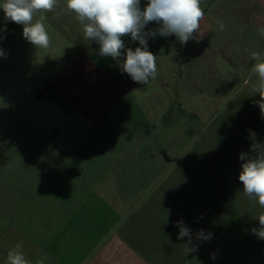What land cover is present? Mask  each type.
I'll return each instance as SVG.
<instances>
[{
    "label": "rangeland",
    "instance_id": "374dc122",
    "mask_svg": "<svg viewBox=\"0 0 264 264\" xmlns=\"http://www.w3.org/2000/svg\"><path fill=\"white\" fill-rule=\"evenodd\" d=\"M256 1L258 21L264 20V0ZM146 3L141 0L142 9ZM51 12L60 20L61 33L55 23L46 28L50 48H35L25 40L22 25L12 38H0L6 53L0 57L3 237L15 236L14 230L36 235L31 231L48 213H70L90 194H108L120 170L111 167L128 154L138 165L129 168L128 176L144 182L138 198L121 203L124 215L107 237L114 232L121 237L125 227L130 241H145L136 250L150 264H264V240L251 231L260 227L257 217L264 209L243 194L239 181V155L253 154L254 142L264 153V116L255 103L260 96L243 84L252 75V58L236 57L241 64L234 70L220 60L217 68H196L194 74L203 76L206 85L197 87L188 75L174 72L171 62L179 57L172 53L170 36L149 38L150 51L157 52L154 43L163 50L155 77L160 80L124 93L132 102L156 88L167 96L173 117L149 120L136 103L108 109L110 100L122 95L109 78L115 61L110 64L109 57L99 55L98 44L84 39L65 0ZM158 27L150 22L145 30ZM128 40L139 45L130 36ZM161 81L165 87L158 85ZM112 126L131 133V140L115 143ZM158 159L167 165L150 170L151 161ZM178 221L190 229L197 251H186L188 237L177 239ZM200 230L211 233V239L198 240ZM133 263L140 264L129 260Z\"/></svg>",
    "mask_w": 264,
    "mask_h": 264
},
{
    "label": "crops",
    "instance_id": "0c3cea01",
    "mask_svg": "<svg viewBox=\"0 0 264 264\" xmlns=\"http://www.w3.org/2000/svg\"><path fill=\"white\" fill-rule=\"evenodd\" d=\"M201 7L204 10V18L200 22V34H194V39L188 41L186 45H181L174 35L170 36L172 53L174 57H179L177 62H171L174 72L180 76L188 75V80L197 87H204L205 82L203 83V76L194 74L196 68L204 69L211 66L217 68L215 65L220 60L224 63L223 66H230L231 70H234L241 64L236 57H251L253 51L264 52V36L260 35L264 31V20L258 21L259 5L256 0H202ZM54 14L55 12L45 14V27L48 28L50 24L55 23L57 32L61 33L60 20L54 17ZM37 15L40 16V13ZM217 21L225 24L224 30H220ZM14 25L16 28L13 27ZM18 27V24L6 21L3 10L0 9V38L5 40L12 38L19 30ZM128 38L129 36L122 37L126 48L134 50L139 46L134 47V44L128 42ZM154 44L156 46L154 50L157 52L148 50L157 56L158 60L164 54L161 47L159 48L157 43ZM109 59H111L110 64L115 61L110 57ZM113 66H109L108 71L111 85L122 95H116L110 100L108 108L110 111L119 103L122 109L128 108L132 99L125 97L124 93H128L132 87L136 90H144L150 87L149 83L160 80V78L156 80L150 78L147 84H138L121 71L116 61ZM160 84L162 87L166 85L162 81L158 83ZM165 96L159 88H156L147 97H143V100L136 101L133 98L132 103H136L140 112L149 120L159 121L161 116H164L165 120H170L174 108L168 112L170 100ZM110 130L112 132L110 138L116 139L115 143L122 138L127 142L131 140L132 134L125 129L117 130L112 126ZM142 138H145L144 135ZM142 138L140 140H143ZM132 144L134 149H137L135 140ZM161 156L159 155L160 158ZM123 157L127 159L122 158L116 162L115 167H111L120 170L114 175V186L109 188L108 194L107 191L90 194L88 196L90 200L79 203L70 213H48L44 223H41L35 231H31L36 235L14 230L15 236L3 237L0 232V248H4L3 254H0V264H5L7 253L21 241L22 251L32 264H41V261L43 264H129V260L150 264V261L136 250L145 247V241H130L126 238L127 229L123 231L125 227L121 228V237L117 232L107 237V234L112 232L114 224L124 215L121 203L138 198L144 182L140 176L137 178L128 176L129 168L138 167L132 165L135 156L131 158L127 154ZM166 165L167 160H152L149 168L157 171Z\"/></svg>",
    "mask_w": 264,
    "mask_h": 264
},
{
    "label": "clouds",
    "instance_id": "9594fccd",
    "mask_svg": "<svg viewBox=\"0 0 264 264\" xmlns=\"http://www.w3.org/2000/svg\"><path fill=\"white\" fill-rule=\"evenodd\" d=\"M65 3L66 9L75 14V19L81 25L84 39L99 45V55L115 60L123 73L142 85L157 75V56L148 50V39L157 35H174L181 45H186L194 39V34H200V22L204 18L202 0H147L143 9L141 0H65ZM58 4L59 0H0V9L6 21L23 26L25 40L35 48L48 49L51 38L44 24L45 14L53 11ZM37 13H40L39 19L34 21ZM150 22H155L159 27L146 31ZM217 24L220 30H224L223 22L217 21ZM260 35L264 36V31ZM124 36H130L133 42L138 41L139 46L134 50L126 48L122 39ZM5 56L6 53L0 48V57ZM251 58L254 61L250 69L252 75L244 79L243 84L250 86L254 94H259L260 99L255 103L264 116V52L253 51ZM260 145L254 142L251 149L253 154L242 152L239 155L242 161L239 181L243 185V194L264 209V153L259 150ZM257 219L260 227L251 231L264 240V212ZM175 226L180 229L178 240L188 237L186 251H197L198 245L192 244L190 229L182 221ZM196 237L207 241L212 234L206 235L200 230ZM22 246L23 242H18L7 253L5 264H32L23 253Z\"/></svg>",
    "mask_w": 264,
    "mask_h": 264
}]
</instances>
